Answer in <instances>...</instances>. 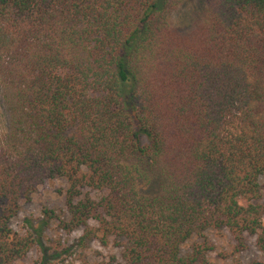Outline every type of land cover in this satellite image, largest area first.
<instances>
[{"label":"trees","instance_id":"1","mask_svg":"<svg viewBox=\"0 0 264 264\" xmlns=\"http://www.w3.org/2000/svg\"><path fill=\"white\" fill-rule=\"evenodd\" d=\"M0 98V264H211V230L264 264V0H0ZM52 179L66 217L13 229Z\"/></svg>","mask_w":264,"mask_h":264},{"label":"rangeland","instance_id":"2","mask_svg":"<svg viewBox=\"0 0 264 264\" xmlns=\"http://www.w3.org/2000/svg\"><path fill=\"white\" fill-rule=\"evenodd\" d=\"M6 128V117L3 111L0 98V131ZM263 182V179H261ZM65 182L61 179H52L45 181L33 193L31 198L25 203L20 204L18 217L12 220L11 226L15 230H22V219L24 217L31 219L34 225L40 223L43 209L54 212L57 216L66 217L65 200H64ZM95 196V194H91ZM264 207V188L261 190L258 201ZM262 223L264 226V212L262 214ZM82 234V229L72 232L62 231L56 220H50L42 232V241L47 255H52L59 245L71 246ZM204 237L214 246L207 257L211 264H253L255 261L263 259V254L255 245L254 238L245 237V248L238 249L234 240L226 231L211 230ZM202 238L195 236L185 247L192 243L200 242ZM73 246L72 248L75 249ZM72 249V250H73ZM59 250V249H58ZM72 259L76 258L82 261L98 262L107 259L110 255L119 257L120 250L114 244L108 247H102L97 241L87 243L86 250L75 249ZM40 251L33 249L27 257V262L37 259Z\"/></svg>","mask_w":264,"mask_h":264}]
</instances>
